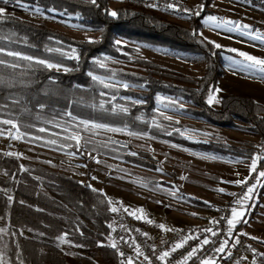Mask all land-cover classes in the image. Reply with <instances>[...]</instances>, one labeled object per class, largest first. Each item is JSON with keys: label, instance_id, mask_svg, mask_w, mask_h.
<instances>
[{"label": "trees", "instance_id": "16d2710c", "mask_svg": "<svg viewBox=\"0 0 264 264\" xmlns=\"http://www.w3.org/2000/svg\"><path fill=\"white\" fill-rule=\"evenodd\" d=\"M111 2L0 0L2 5L38 8L47 16L99 31L95 41H76L45 24H34L9 14L0 16V61H3L0 63V120L18 125L19 131L26 134L27 142L76 155H82L81 150L65 137L71 135L70 129H75L79 121L85 120L235 158L264 157L262 104L243 93L227 95L218 108L209 103L224 74V58L232 53L215 48L203 36L192 34L202 32L204 17H195L189 26H183L129 3L118 6L114 10L118 15L113 17L109 14ZM252 2L264 5L260 0ZM123 41L201 56L204 74L198 80H190L147 60H140L142 72L105 66L104 63L112 60L127 59L121 53L125 49L120 44ZM8 52L33 59L10 56ZM38 60L46 63H37ZM47 63L58 67L48 68ZM100 78L118 84H109ZM159 96L183 100L189 104L181 109L183 113L203 119L213 128L253 133L260 140V151L246 142L238 146L219 141L201 145L177 133H168L157 122ZM41 128L45 131H39ZM61 144L73 146L61 148ZM85 147L140 168H157L151 153L135 150L131 144L118 147L91 141ZM258 167L264 171V158L258 159ZM263 196L264 187L246 204L245 219L235 227V233H241L254 219ZM64 217L69 221L63 220ZM0 221L9 226L7 230L0 229L6 238V264H71L57 247L25 237L23 229L66 237L84 247L98 249L108 264L117 260L110 247L113 218L105 194L71 176L41 166L24 170L19 159L5 155H0ZM259 258L264 264V256Z\"/></svg>", "mask_w": 264, "mask_h": 264}, {"label": "rangeland", "instance_id": "374dc122", "mask_svg": "<svg viewBox=\"0 0 264 264\" xmlns=\"http://www.w3.org/2000/svg\"><path fill=\"white\" fill-rule=\"evenodd\" d=\"M179 1L190 6L203 4V11L200 14L204 17L202 36L232 53L224 58V74L216 91L210 97V104L218 108L221 100L227 95L243 93L252 96L264 106V72L238 55L239 52H244L264 59V42L257 39L264 37V5H256L252 0ZM123 3L129 2L112 0L111 11ZM0 8L4 9V14L14 15L34 24H45L76 41H95L99 37L97 30L63 21L55 16H47L40 11L37 13L35 9L26 6L0 4ZM152 11L168 21L183 26H189L192 19L200 16L173 18L159 11ZM209 16L217 17L218 21L215 23H220V27H210L207 22ZM222 21L236 23L225 24L221 23ZM242 25L249 27L235 30ZM120 44L125 48L121 53L127 59L112 60L104 63L105 66L142 72L144 68L140 60H147L190 80H198L204 74L205 65L201 56L172 52L134 42L123 41ZM100 80L118 84L102 78ZM188 106L189 104L181 99L159 96L157 107L159 126L167 128L168 133H177L191 143L203 145L219 141L224 145L238 146L246 142L258 147L257 152L260 151V140L253 133L243 129L213 128L203 119L183 113L181 109ZM4 125L0 123V129L6 130L4 135H0V155L19 159L24 170H28L30 166H41L71 176L105 194L110 208L115 202H122L140 217L163 226L167 232L186 224L198 225L213 220L242 185L236 181H245L252 176L253 160L256 161V170L262 171L258 167L257 157L235 158L212 153L199 146H183L143 134L131 135L130 131L125 129L120 131L119 128H113L117 129L116 131L106 129L83 131L80 124L75 125V129L70 131L71 134L79 132L81 136L79 149L82 155H71L27 142L24 135L13 139L12 136L17 135L16 130L12 129L11 125H7L8 127ZM19 133L22 134L20 131ZM91 141L98 145L118 147H127L131 144L135 150L151 153L154 157L152 163L157 168L155 170L140 168L118 157L105 155L96 150L90 151L85 147V143ZM262 185L252 196L263 189ZM218 189L224 191L220 192ZM252 199L253 197L250 201ZM249 202L243 204L245 210ZM236 208L238 211L241 210L240 205ZM245 216L235 222V227L245 219ZM63 220L69 221L66 217ZM8 228V225L0 221L1 230ZM22 233L25 237L57 247L71 264H108L103 261V253L98 249L84 247L66 237H51L33 229H23ZM241 234L249 237L253 242V248L245 254L239 264H263L259 257L264 256V196L261 198L258 213ZM5 243L6 238L0 234V264H6Z\"/></svg>", "mask_w": 264, "mask_h": 264}, {"label": "built area", "instance_id": "2783aa9c", "mask_svg": "<svg viewBox=\"0 0 264 264\" xmlns=\"http://www.w3.org/2000/svg\"><path fill=\"white\" fill-rule=\"evenodd\" d=\"M125 1L134 6L159 11L173 18L196 16L189 17L184 9H196L197 6L184 5L179 0ZM260 1L264 4V0ZM169 5H174V7H169ZM259 172L261 171L257 169L246 180L247 183L239 187L216 218L198 225L186 224L170 232L153 221L140 217L122 202H115L111 207L113 224L109 240L110 247L117 257L114 264H129V261L131 264H204L205 261H211L213 264H239L245 254L253 248V242L246 235L235 233V226L229 231L227 220L231 218V209L239 206L237 200L243 197L249 186L254 188L251 198L260 188L264 177L258 175ZM250 199L243 201V204L249 202ZM113 207L117 211L113 212ZM207 229H212L216 235H212L211 232L206 231ZM205 239L209 243L203 244ZM224 240L228 241L225 251L218 252L217 249L222 246ZM178 244L181 246L175 247ZM173 248H175L174 251ZM165 251L169 252V256L164 260L159 259Z\"/></svg>", "mask_w": 264, "mask_h": 264}, {"label": "snow or ice", "instance_id": "6c2138e0", "mask_svg": "<svg viewBox=\"0 0 264 264\" xmlns=\"http://www.w3.org/2000/svg\"><path fill=\"white\" fill-rule=\"evenodd\" d=\"M6 2V0H5ZM91 3L95 4L96 3V0H91ZM149 6H153V5H149ZM169 7H174V5H169ZM34 11H36L37 13L40 11L38 8L35 9ZM201 11H203V4L197 6L196 9H184V12H186L189 17H191L192 15H196V16H199ZM4 14V9L0 8V16H3ZM111 16L113 17H116L118 15L117 12L115 11H112L109 13ZM216 21H218V18L217 17H214V16H209L207 17V22H209V26L210 27H220V23H215ZM221 23H225V24H235L236 22L234 21H222ZM249 26L247 25H242V26H239L237 29L235 30H239V28H248ZM194 36L196 35H200L202 36V33H197L195 31H193L192 33ZM242 34H247V33H242ZM257 39H261L262 42H264V37H257ZM92 42V41H90ZM210 43H213L214 47L215 48H221L222 46L220 44H216L215 42H212V41H209ZM117 43H119V41H117ZM229 51H237L235 49H229ZM7 55H10V56H16V57H20L22 59H26V60H32L33 58L32 57H29V56H21L20 53H14V52H8ZM238 55L244 57L245 60L249 61L253 66H258L259 67V70L261 72H264V59H258L256 57H253L251 55H248L244 52H239ZM37 63H40V64H45L46 62L43 61V60H38L36 61ZM0 63H3V61H0ZM46 66L48 68H52V67H58L57 65H54V64H51V63H47ZM13 67H15V65H13ZM209 103H211V100H209ZM70 115V114H69ZM166 119H170V117H165ZM75 119V118H74ZM0 123L2 124H5V125H11V128L12 129H15L16 130V133L17 135H13L12 138L13 139H16L17 136H23V135H26V134H20L19 133V128H18V125H16L15 123H13L12 121L10 120H3V121H0ZM79 124L83 126V131H89L90 129H106L108 131H116L117 129H113V128H110L108 127L107 125H104V124H100V123H96V122H91V121H85V120H81L79 121ZM5 129H0V135H4L5 134ZM39 131L41 132H44L45 129L44 128H41L39 129ZM65 131H67V129H65ZM120 131H123V129H121ZM129 134L131 135H139L138 133H135V132H130ZM65 139L67 140H70V141H74V146L77 148V150H79L80 148V140H81V136L79 134V132H74L72 133L71 135L69 136H66ZM49 143L51 144H56V141H49ZM73 145L72 144H69V145H59V147L63 148V147H72ZM11 153H9L10 155ZM71 155H76V153H71ZM261 158H264V157H260V156H257V159H261ZM255 163L256 161L253 160V163L251 165V171L255 172L256 171V167H255ZM258 175H260L261 177H264V171H261L258 173ZM237 184H244V183H247V181H236ZM264 186V185H262ZM218 191L220 192H223L224 189H218ZM254 192V188L252 186H249L247 189H246V192L245 194L243 195L242 198H239L237 200V204L241 206V210L238 211L237 208L233 207L231 209V218L227 220V223L229 225V231H231V229L235 226V222L239 221L240 219L243 218V216L246 214V210L244 209V205H243V201H246V200H249L251 198V194ZM112 211L115 212L117 211V209L115 207L112 208ZM125 211H127V209H125ZM139 211H142V210H139ZM130 214H134V213H130ZM214 223H218V222H214ZM163 227V226H161ZM206 231H209L212 233V235H216V232H214L212 229H207ZM191 237H189L190 239ZM63 239V238H61ZM203 244H207L209 243V241L207 239H205L203 242ZM238 243V241H237ZM228 244V241L227 240H224L222 242V246L219 247L217 249L218 252H221L223 253L225 251V247L227 246ZM181 245H176L175 247H180ZM113 247H115V245H113ZM175 250V248H173V251ZM169 256V252L165 251L163 253V255H161L159 257V259L161 260H164L165 257ZM129 264H131V262L129 261ZM204 264H213V262L211 261H205Z\"/></svg>", "mask_w": 264, "mask_h": 264}]
</instances>
